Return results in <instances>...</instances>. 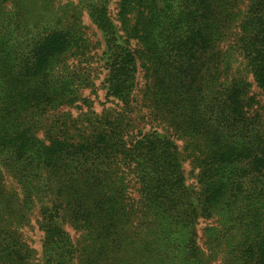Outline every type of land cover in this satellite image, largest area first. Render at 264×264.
I'll return each instance as SVG.
<instances>
[{
    "label": "trees",
    "instance_id": "trees-1",
    "mask_svg": "<svg viewBox=\"0 0 264 264\" xmlns=\"http://www.w3.org/2000/svg\"><path fill=\"white\" fill-rule=\"evenodd\" d=\"M262 97L264 0H0V264H264Z\"/></svg>",
    "mask_w": 264,
    "mask_h": 264
},
{
    "label": "rangeland",
    "instance_id": "rangeland-1",
    "mask_svg": "<svg viewBox=\"0 0 264 264\" xmlns=\"http://www.w3.org/2000/svg\"><path fill=\"white\" fill-rule=\"evenodd\" d=\"M84 22L86 23V25L89 27V34L91 35V37L93 38V33L94 34H97L98 32L96 31L95 27L86 19V17L84 18ZM99 35L97 34L94 38L95 39H98ZM254 88V92L255 93H258V89L253 87ZM93 97H91L92 99ZM105 103L106 100H105V97H104V92L103 91H100L99 92V99L98 100H95V107H96V110H100L101 109V106L99 105V103ZM261 103L264 105V97L261 98Z\"/></svg>",
    "mask_w": 264,
    "mask_h": 264
}]
</instances>
